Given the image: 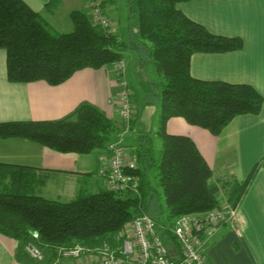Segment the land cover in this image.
Here are the masks:
<instances>
[{"label":"trees","instance_id":"16d2710c","mask_svg":"<svg viewBox=\"0 0 264 264\" xmlns=\"http://www.w3.org/2000/svg\"><path fill=\"white\" fill-rule=\"evenodd\" d=\"M125 1L127 34L120 39L112 31L104 0L99 9L109 20V27L95 22L90 0L88 13H70L73 28L65 33L54 31L23 0H0V49L6 52L7 79L12 83L45 81L57 86L83 69L108 67L114 68L116 82H125L131 99L136 84L142 92H149V86L141 78L138 81L140 72L134 73L136 80L132 74H125L126 69L121 74L119 64H125L130 54L135 58V70L151 61L163 80L161 98L155 103L158 130L140 132L133 145L125 144L138 157L139 194L82 190L70 202L48 200L39 194L47 177L34 174L32 168L0 164V234L21 245L35 242L45 252L48 249L56 254L61 247L80 245L95 250L105 242L117 248L129 222L153 213L155 189L148 179L152 170L162 187L168 218L175 223L186 215L222 209L221 192L227 196V205L237 208L264 166V160L258 163L243 183L214 184L212 169L194 141L167 130L171 118L182 117L190 125L219 136L235 118L260 114L264 97L253 87L200 81L190 73L193 54L240 50L243 41L214 35L178 11L179 3L196 0ZM149 96L144 97L142 108L152 105ZM121 131L90 103L81 104L58 121L0 123V139H25L58 153L79 155L107 153L109 146L119 141ZM157 138L162 141L160 159L155 157ZM171 226L159 227L158 233L172 257L180 262V244ZM35 232L39 240H34Z\"/></svg>","mask_w":264,"mask_h":264},{"label":"crops","instance_id":"0c3cea01","mask_svg":"<svg viewBox=\"0 0 264 264\" xmlns=\"http://www.w3.org/2000/svg\"><path fill=\"white\" fill-rule=\"evenodd\" d=\"M54 31L70 32V13L90 11V0H23ZM112 21V31L125 38L114 0H104ZM178 11L202 25L210 33L240 38L243 48L222 53L198 52L192 55L191 76L205 82L249 85L264 97V0H196L179 3ZM119 14V15H118ZM126 18V15H125ZM127 20V18H126ZM133 61L134 55L130 54ZM128 73V71H127ZM114 68L83 69L63 84L52 86L45 81L12 83L7 79V55L0 49V123L58 121L71 115L81 104L90 103L102 110L122 130L119 140L132 141L140 132L154 131L148 120L149 106L139 109L133 128L125 125L117 105L119 88ZM157 116V110L155 114ZM155 118V117H154ZM157 128V129H156ZM158 130V126L155 127ZM171 135L191 138L213 172L212 183H243L255 166L264 160V105L258 115L235 118L219 136L190 125L182 117L171 118L167 126ZM126 137V138H124ZM106 153L79 155L58 153L25 139H0V164L23 166L47 181L39 194L53 201L70 202L83 190L107 189L99 172ZM223 196V192L220 193ZM202 250L210 264H264V166L238 206L234 223L204 234ZM46 249L41 261L32 258L14 239L0 234V264H85L90 257L62 258Z\"/></svg>","mask_w":264,"mask_h":264},{"label":"built area","instance_id":"2783aa9c","mask_svg":"<svg viewBox=\"0 0 264 264\" xmlns=\"http://www.w3.org/2000/svg\"><path fill=\"white\" fill-rule=\"evenodd\" d=\"M100 3L101 0H92V15L95 22L102 23L103 27L107 28L110 22L101 15ZM119 68L123 74L125 64L121 62ZM120 80L117 79L116 82L119 88L117 104L121 118L129 130L135 112L126 84ZM101 160L104 164L99 174L105 179L107 189L117 193L139 194L140 179L136 175L139 161L137 155L127 145L121 140L114 142ZM221 201L222 209L186 215L175 221L171 232L180 244V262L172 257L169 248L158 233V224L147 214L134 218L124 227L119 247L112 248L108 242L95 250L80 245L72 248L61 247L58 248V260L88 256L90 261L85 264H210L202 253L205 245L204 234L210 235L224 224L234 223L238 215V207H229L225 194L221 197ZM33 238L39 240V233L35 232ZM26 251L39 261L46 255V252L35 242L27 244Z\"/></svg>","mask_w":264,"mask_h":264},{"label":"rangeland","instance_id":"374dc122","mask_svg":"<svg viewBox=\"0 0 264 264\" xmlns=\"http://www.w3.org/2000/svg\"><path fill=\"white\" fill-rule=\"evenodd\" d=\"M115 2V6H117V9L119 10V14H121V11H123V16H122V25L125 28V31H127V10H126V1L125 0H114ZM118 14V15H119ZM126 15V18H125ZM127 34V32H126ZM130 56V55H129ZM129 56H126V63H125V74L128 71L129 74H132L131 76H133V80H136V77H134V73L140 72V74H138L139 78L138 81H140V78L145 81V86H149V92L150 94H148L149 92H142V90L139 88L140 86L138 84H136V88L132 87V95L134 96V100L136 101L137 105L139 106V109H142V103L144 101V97H148V100L152 103L151 106H149L148 108V114L150 113V116H152L149 120H148V124L150 125V127H152L154 124L155 126L153 127V130L155 131V127H159V120H158V115H154L156 112V108H157V98H161L162 95V83H160L161 81H163L161 79L160 81V76L158 77V73L153 65V62L149 61L147 63H145V65L143 67H140L139 70L137 71L135 70V65L134 62L130 59ZM150 83H153V85H151ZM132 102V101H131ZM117 103V102H116ZM118 105V104H117ZM133 110L134 112L136 111V106L133 104ZM155 117V118H154ZM132 122V121H131ZM125 125V124H124ZM131 126V123H130ZM129 126V129H131ZM129 131L125 125V132ZM126 138V137H124ZM124 144H129L132 143V141L130 140H126L123 141V139L121 140ZM161 151H162V141L160 138L156 139V146H155V157L156 159H160L161 157ZM148 179L151 182V186L155 189V202L153 204L152 202V210L153 213H149V216H151L156 223L158 224V227L162 228V229H167L168 227L171 228L170 230L174 227V222L172 223L169 218H168V210H167V205L164 199V195H163V190L162 187L160 185L159 179L156 176V171L152 170V172H150V174H148ZM171 224V225H170Z\"/></svg>","mask_w":264,"mask_h":264}]
</instances>
